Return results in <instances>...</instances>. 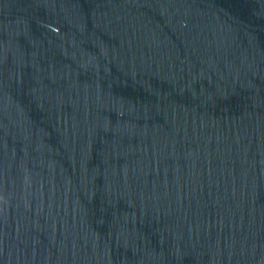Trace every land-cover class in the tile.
<instances>
[{
    "label": "water",
    "instance_id": "obj_1",
    "mask_svg": "<svg viewBox=\"0 0 264 264\" xmlns=\"http://www.w3.org/2000/svg\"><path fill=\"white\" fill-rule=\"evenodd\" d=\"M0 264H264V0H0Z\"/></svg>",
    "mask_w": 264,
    "mask_h": 264
}]
</instances>
